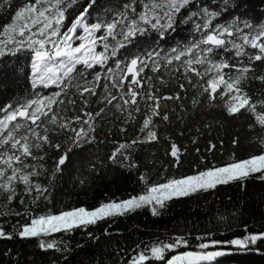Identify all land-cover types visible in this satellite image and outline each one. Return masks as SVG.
I'll list each match as a JSON object with an SVG mask.
<instances>
[{
    "label": "snow or ice",
    "instance_id": "6c2138e0",
    "mask_svg": "<svg viewBox=\"0 0 264 264\" xmlns=\"http://www.w3.org/2000/svg\"><path fill=\"white\" fill-rule=\"evenodd\" d=\"M76 2L20 0L19 6L14 8L11 6L15 0L0 2V9L9 5L8 11L12 13L10 22L0 24V57L30 49L31 86L56 85L58 89L48 95L34 93L30 98L17 97L0 105V209L7 210L0 211V215L15 212L17 216H27V220L22 224L18 221L11 232L0 223V238H36L38 249L60 253L59 260L52 259L50 264H60L67 258L65 253L72 251L69 242L58 240L53 234L62 236L86 230L106 218L123 216L145 206L150 207L153 215H160L173 198L215 190L218 185L229 182H240L243 187L242 182L249 177L264 181V135H259L253 138L258 145L257 151L242 159L233 155L220 164H197L190 174L162 175L159 180H151L152 174L147 170L140 172L138 179L143 188L127 198H110L91 208L81 205L53 210L45 205L43 211L37 210L42 201L50 199V184L42 183L40 177L47 175L51 182L74 150L97 141L95 121L102 118L107 108L89 111L88 97H96L98 105L107 104L123 113L125 125L129 121H140L135 137L116 141L107 156L114 165L129 170L138 169L134 153L139 145L149 142L168 140L170 148L166 154L170 153L177 163L180 160L181 149L177 143L170 135L162 137L159 133L157 120L170 122L169 112L166 106L162 110L161 101L181 98L178 91L160 94L156 84L161 87L167 84L162 71L176 80H187L197 89V95L207 94L209 104L219 95L224 98L227 115L246 111L252 115L254 123L264 129V99H253L244 89L249 74L255 72L252 61H264V22L242 23L236 17L218 22L226 11L227 0L220 7L211 0H123L118 5L106 7L96 16L95 22L87 23V13L96 3V0H88L64 30L67 12ZM178 25H191L186 42L177 43L166 52L159 45L146 51L138 50L123 61L116 59L115 66L105 70L109 56L115 57L117 50L134 47L139 39L150 34L162 40ZM81 28L79 42L74 44V34ZM97 45H102L103 50L97 51ZM225 53L235 58L247 57V61L230 63ZM94 65H99L101 71H96ZM225 69L234 72L229 74ZM88 74L92 75L91 81L85 79ZM193 76L198 81L207 77L206 83H192ZM253 78L264 81V73ZM102 80L103 91H99ZM73 88L81 99L80 114L75 111L70 116L58 114V106L65 102L75 108L74 99H58ZM177 88L185 89V84L179 82ZM198 103L193 97V105ZM253 126L249 124V128ZM204 128L210 125L205 124ZM119 131L123 133L126 128L120 127ZM197 132L200 134L199 129ZM61 135L65 137L63 141L59 139ZM197 138L193 136L192 142ZM208 143L211 152L215 145L211 140ZM232 143L237 144V140L233 139ZM52 151L58 155L52 157L53 167L48 174L45 161ZM200 159L204 161L205 157ZM91 167L95 170V165ZM17 199L23 211H15L12 207ZM104 232L107 234L108 229ZM87 236L97 239L92 232H87ZM196 239L195 250L181 248L191 245L190 234H173L163 240L155 238L143 247L137 244L130 256L125 253L126 264H152L153 258L159 264H214L216 258L232 250L231 246L259 251L256 245L264 242V231H249L245 224L244 234L231 239H216L211 231ZM124 259L121 257L122 262Z\"/></svg>",
    "mask_w": 264,
    "mask_h": 264
},
{
    "label": "trees",
    "instance_id": "16d2710c",
    "mask_svg": "<svg viewBox=\"0 0 264 264\" xmlns=\"http://www.w3.org/2000/svg\"><path fill=\"white\" fill-rule=\"evenodd\" d=\"M19 2L20 0H15L11 7L19 6ZM122 2L123 0H96L87 16L95 22L96 16L106 7ZM211 2L216 7L225 4V0H211ZM87 3L88 0H77L71 6L67 12V19L64 21V30L71 25L75 15L82 11ZM8 8L9 5H4V8L0 9V24L10 22L12 13L8 11ZM225 8L226 11L222 12L221 21L218 22L231 20L234 17L239 18L242 23L264 22V0H227ZM190 28L191 25H178L162 40L155 34L145 36L139 39L134 47L125 46L117 50L115 57L109 56L105 70L109 66L114 67L116 59L123 61L129 54L138 50L146 51L159 45L166 52L169 47L186 42L190 35ZM48 47L50 48L51 45ZM102 50V45H97V51ZM225 55L229 56L230 63L247 61V57L235 58L231 53H225ZM252 63L255 72L249 74L244 89L253 99H264V81L253 78L264 73V61H252ZM93 67L96 71H101L99 65ZM224 71L229 74L234 72L233 69ZM88 72L91 73L92 69ZM161 75L164 76L167 84L163 87L156 84L160 88V94L178 91L181 96L179 100H162V110L166 106L170 122L157 120L160 135L162 137L170 135L180 147L179 162L177 163L170 153L166 154L170 148L168 140L139 145L134 153L139 164L138 169L121 168L108 161L107 156L115 142L134 138L139 130L140 121H129L125 125L123 121L126 117L123 113L117 112L107 104L98 105L96 97H88L89 111H98L99 107L107 108L102 118H97L95 121L97 141L74 150L62 167V171L57 173L51 182L47 175L40 177L42 183L50 184V199L42 201L37 210L43 211L45 205L53 210L81 205L95 207L103 200L127 198L130 194L138 193L143 188L138 177L140 172L145 170L152 174L151 180H159L162 179V175L190 174L197 164L201 166L205 163L220 164L233 155L242 159L257 151L258 145L253 138L264 135V129L254 123L250 113L242 110L240 114L229 116L224 110V98L216 95L213 103L209 104L207 94L197 95V89H194L187 80L182 78L176 80L163 71ZM177 75L182 76V73ZM85 79L91 81L92 75H86ZM206 79L201 77L198 81L193 76L192 83L204 84ZM179 82L185 84V89L177 88ZM102 84L103 80L100 82L99 91H103ZM31 85L30 49L7 53L0 57V105L13 101L17 97L30 98L34 93L48 95L58 90L57 86L33 88ZM113 94H116L114 90ZM193 97L199 101L195 106ZM68 98L76 101L75 108L73 109L71 104L65 102L58 106V114L70 116L74 111L80 114L81 99L75 88L62 93L61 98L58 99L66 101ZM140 107L143 109V102ZM205 124L210 125V128L205 129ZM249 124L254 126L249 128ZM120 127H125L126 131L121 133ZM193 136L198 137L195 143L192 142ZM59 139L63 141L65 137L61 135ZM233 139L237 140V144L233 145ZM210 140L215 145L211 152L208 151ZM197 149L199 152L196 151ZM56 155H58L57 152H50L45 161L48 174L53 167L52 157ZM201 156L205 157L204 161H201ZM91 165H95V170ZM161 165L167 167H161ZM242 183L243 187L240 182H229L218 185L215 190L173 198L160 215H153L150 207L145 206L123 216L106 218L96 225L89 226L86 230L80 229L62 236L53 234L56 239L69 242L72 249L71 252L65 253L67 258L60 264H126L125 253L130 256L137 244L143 247L144 243L152 239L163 240L173 234H190L191 245H182L181 248L195 250L198 243L196 237L206 231H211L215 234V238L220 240L243 235L245 224L248 225L249 231H264V181L249 177ZM12 207L15 211H23L18 199L13 202ZM0 211L7 210L0 209ZM26 220L27 216H17L15 212L11 215H0V223L9 232L13 231L14 226H18V221L22 224ZM105 228L108 229L107 234L104 232ZM87 232H92L97 239H89ZM37 243L36 238L23 239L18 236L13 239L0 238V264H50L52 259L59 260L60 253L54 250L42 251L38 249ZM225 247L228 246L225 245ZM231 247L232 250L216 258L214 264H264V242H258L256 245L259 251L251 249L245 251L237 249L236 246ZM121 257L125 258L123 262ZM152 264H159V262L153 258Z\"/></svg>",
    "mask_w": 264,
    "mask_h": 264
},
{
    "label": "rangeland",
    "instance_id": "374dc122",
    "mask_svg": "<svg viewBox=\"0 0 264 264\" xmlns=\"http://www.w3.org/2000/svg\"><path fill=\"white\" fill-rule=\"evenodd\" d=\"M86 22H87V23H92V21H91L89 18L87 19ZM81 34H82V28L74 34L75 37H76V39L73 40V43H74V44L77 43V42H79V37H80ZM205 78H207V77H205ZM31 83H32V74H31ZM49 86H56V85H49ZM49 86H48V87H49ZM36 87H43V86H41V85H37ZM218 96H219V95H218Z\"/></svg>",
    "mask_w": 264,
    "mask_h": 264
}]
</instances>
